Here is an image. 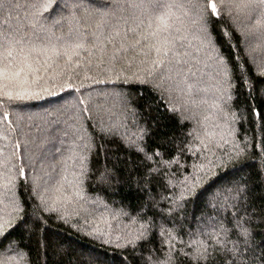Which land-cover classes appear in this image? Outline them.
I'll list each match as a JSON object with an SVG mask.
<instances>
[{
    "label": "snow or ice",
    "instance_id": "snow-or-ice-1",
    "mask_svg": "<svg viewBox=\"0 0 264 264\" xmlns=\"http://www.w3.org/2000/svg\"><path fill=\"white\" fill-rule=\"evenodd\" d=\"M0 12L4 13L0 19V244L23 220L22 189L29 200L37 201L34 210L56 214L65 223L81 217L84 224L78 220L74 227L122 252L119 264H264V238L256 241L253 231L264 216L257 215L256 205L249 203L248 183L228 171L250 146L247 138L237 140V113L228 106L239 98L249 79L237 40L243 37L245 45L256 40L258 47H264V0H25L24 4L0 0ZM192 39L198 42L195 56L189 51ZM225 47L227 52L221 50ZM257 67L264 76V61ZM208 68L211 72L205 71ZM206 75L208 83L203 80ZM121 81L151 85L170 112H181V123L192 122L191 139L177 146L176 156L165 160L160 151L149 153L137 143L142 135L128 134V94L135 89L108 92L94 87ZM237 84L240 93L234 91ZM101 95L112 96L113 108L124 111L102 109L96 102ZM249 97L251 93L244 105L255 117L252 123L259 120L264 128V110L248 105ZM259 99L264 103V89ZM33 107L43 111H30ZM38 119L41 124L36 123ZM113 136L158 164L137 178L149 203L142 204L136 215L124 209L113 211L99 198L85 194L91 155L97 147L104 148L96 141ZM57 140L59 147H45ZM252 146L261 149L264 175V139ZM183 152L199 156L201 162L174 181L170 168L179 164ZM157 156L161 157L158 162ZM97 180L111 184L107 167ZM154 181L162 190H170L160 200L152 195ZM200 196L217 215L204 213L185 241L173 213L189 197ZM241 197L244 204L239 203ZM161 201H167L169 208L160 215V222L158 213L146 219L145 209H158ZM100 207L103 211H98ZM229 209L234 210L230 219L220 215ZM124 216L127 222L113 225ZM169 219L171 228L166 227ZM9 251H13L11 245L0 252V264H21L24 254L9 255ZM82 264L101 262L89 254Z\"/></svg>",
    "mask_w": 264,
    "mask_h": 264
},
{
    "label": "trees",
    "instance_id": "trees-1",
    "mask_svg": "<svg viewBox=\"0 0 264 264\" xmlns=\"http://www.w3.org/2000/svg\"><path fill=\"white\" fill-rule=\"evenodd\" d=\"M18 2L24 4L25 0H18ZM19 14L23 16V10H19ZM3 15L4 13L0 12V19L3 18ZM15 15L14 12L13 16ZM225 19L227 20V17ZM228 26L230 29L235 30V26L230 21H228ZM237 36L239 37V33H237ZM189 38L191 39V37ZM241 41H243V37H239L237 44L243 52L249 79L239 98L229 102L228 106L237 113L238 119L235 125L237 140L242 142L247 138L250 146L247 154L234 165H230L228 171L234 172L235 178L240 180L241 183H248L252 189L249 203L256 205L257 215L264 216V175L260 171L261 149L252 146L264 139V128L261 127L259 120L252 123L255 117L250 115L248 108L244 105L245 97L251 93L247 104L256 106V111L264 110V103H261L259 99L260 90L264 89V76L260 74L257 67L259 63L264 61V47H258V41L256 40L249 41L247 45ZM191 43L192 48L189 51L195 56V48L198 46V42L192 39ZM247 48H254L255 51L249 54ZM221 50L228 51L226 47ZM253 60H255V63ZM195 66L202 67L203 65ZM205 71L211 72V69L208 68ZM203 80L205 83L209 82L207 75L203 77ZM94 87L108 92H112L113 89L119 91L132 88L136 90L128 94L127 129L128 134L133 138L137 134L143 136V139H138L137 143L143 146L147 152L160 151L163 153V159L168 160L178 154L176 151L177 146L183 147L182 142L191 139L188 133L192 128V122L185 119L181 123V112H170L166 101L160 98L158 92L152 90L151 85H129L121 81L116 84H100ZM234 91L241 92L239 84H237ZM96 102L102 106V109L112 108L117 113L124 111L123 107L113 108L116 101L112 96H97ZM39 103L44 104L45 107L49 106L44 101ZM30 111L42 112L43 109L33 107ZM133 113H135L134 116ZM121 119H123V116H121ZM36 123L41 124L42 122L38 119ZM141 129H143L142 133L140 132ZM121 131L123 132L124 129H121ZM209 131H215L211 120L209 121ZM36 134L39 135L38 132ZM96 143L97 145L103 143L104 148L101 150L97 147L91 155L89 167L92 171L88 173L90 178L85 181L86 196L93 200L99 198V200L108 204L113 211L124 209L131 215H136L137 209H140L142 204L149 203L148 197L137 185V178L143 177L149 167H156L158 164L145 160L143 153L137 151L136 147H130L125 140L118 136H113L107 140L97 139ZM52 144L57 147L60 146L57 140L52 141L45 147L52 148ZM160 159L159 156L155 157L157 162ZM58 160L59 154H56L54 162L57 163V169L59 168ZM200 162L199 156H192L187 152L179 153V164H173L170 168V171L175 173L174 181H178L183 178V175L191 173L193 170L191 166ZM105 167L112 175L110 185L99 183L97 180L100 172L104 171ZM236 169L242 170L235 171ZM221 175H223V172H221ZM152 189V195H155L157 200H160V196L164 192L170 191L168 189L162 190L155 181L152 184ZM20 198L25 205L23 220L17 221L19 226L9 230L8 240L0 244V252L8 249L11 245L13 251H9L7 254L23 253L25 258L21 264H82L83 258L89 254L97 258L101 264H119V260L123 256L122 252L102 245L100 241L90 238L74 227L78 220L81 225L84 224L81 217L74 216L69 223H65L63 220L58 219L56 214L46 213L39 208L34 210L37 201L34 198L29 200L22 189L20 190ZM239 203L244 204L243 197H241ZM89 207L95 208V205H89ZM168 208V202L161 201L160 208L145 209L147 212L145 218L150 219L153 213H158L156 220L159 223L160 215L166 214ZM98 211H103V207H100ZM233 211L229 209L227 212H221L220 215L227 216L230 219ZM251 211L249 209V213ZM204 213L209 216L217 215L210 205H206L203 196L198 198L189 197L182 208L173 213L175 227L185 241L188 239L187 233L196 231ZM240 214L243 215V208L240 209ZM127 221L128 217L124 216L120 217L118 221H112V223L115 225ZM166 227H173L171 219L167 220ZM253 231L257 234L256 241L264 238V222L254 226ZM153 239L155 240L156 237L154 236ZM0 240H3V238L0 237ZM257 257H259L258 251ZM184 264H191V262L185 261Z\"/></svg>",
    "mask_w": 264,
    "mask_h": 264
}]
</instances>
